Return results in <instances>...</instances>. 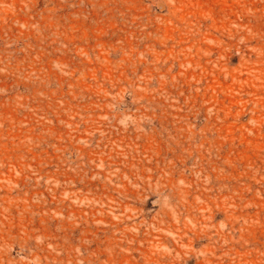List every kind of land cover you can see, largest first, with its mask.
I'll list each match as a JSON object with an SVG mask.
<instances>
[{
	"label": "rangeland",
	"instance_id": "rangeland-1",
	"mask_svg": "<svg viewBox=\"0 0 264 264\" xmlns=\"http://www.w3.org/2000/svg\"><path fill=\"white\" fill-rule=\"evenodd\" d=\"M0 264H264V0H0Z\"/></svg>",
	"mask_w": 264,
	"mask_h": 264
}]
</instances>
